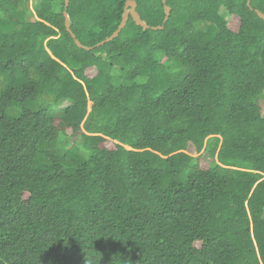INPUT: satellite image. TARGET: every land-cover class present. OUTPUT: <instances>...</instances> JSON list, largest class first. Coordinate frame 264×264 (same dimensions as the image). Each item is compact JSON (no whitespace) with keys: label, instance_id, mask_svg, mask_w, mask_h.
I'll list each match as a JSON object with an SVG mask.
<instances>
[{"label":"trees","instance_id":"obj_1","mask_svg":"<svg viewBox=\"0 0 264 264\" xmlns=\"http://www.w3.org/2000/svg\"><path fill=\"white\" fill-rule=\"evenodd\" d=\"M126 1L0 0V264H264V0Z\"/></svg>","mask_w":264,"mask_h":264},{"label":"water","instance_id":"obj_2","mask_svg":"<svg viewBox=\"0 0 264 264\" xmlns=\"http://www.w3.org/2000/svg\"><path fill=\"white\" fill-rule=\"evenodd\" d=\"M166 3V0H163ZM251 0H248V5H250ZM68 5H69V0H65V8H64V15H65V24H66V28L68 29V31L71 32L73 38L75 39V42L77 43L78 46L80 47H84L86 49H92L94 48V46H87L84 45L76 36V34L72 31L71 29V19L69 17V13H68ZM170 6L165 5V11H166V16H165V20L166 21L169 16H170ZM256 12L258 13V15L264 19V13L256 10ZM132 17L133 20L136 22L137 25L142 26L144 29H147L150 27V25L142 19L141 15L137 12V2L135 0H127L126 4H125V8L123 11V16L122 19L120 21L119 26L117 27V29L108 37H106L104 40L100 41L99 43L96 44V46L102 45L110 40H112L113 38H115L116 36H118V34L121 32V30L126 26L129 17ZM158 27H162V26H158ZM155 28V27H154Z\"/></svg>","mask_w":264,"mask_h":264},{"label":"rangeland","instance_id":"obj_3","mask_svg":"<svg viewBox=\"0 0 264 264\" xmlns=\"http://www.w3.org/2000/svg\"><path fill=\"white\" fill-rule=\"evenodd\" d=\"M30 6H31L32 9L34 8V0H30ZM92 70L93 69H90L89 72L92 71Z\"/></svg>","mask_w":264,"mask_h":264}]
</instances>
